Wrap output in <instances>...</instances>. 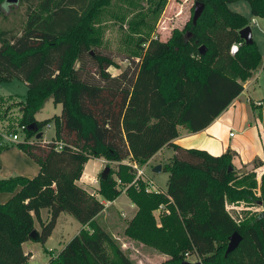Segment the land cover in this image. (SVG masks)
<instances>
[{"label":"trees","instance_id":"1","mask_svg":"<svg viewBox=\"0 0 264 264\" xmlns=\"http://www.w3.org/2000/svg\"><path fill=\"white\" fill-rule=\"evenodd\" d=\"M145 1L154 26L167 0ZM235 1H246L251 15L264 20V0H195L204 6L195 25L191 19L185 34L174 30L165 41L141 36L133 68L112 75L116 64L101 53L97 24L113 0H19L25 5L21 28H0V83L17 79L27 91L23 100L0 95V131L22 136L15 146L40 171L34 178L0 179V194H11L0 202V264H29L22 244L43 245L61 213L82 228L56 255L48 254L47 264H134L98 223L103 201L122 193L136 206L124 235L165 254L161 264H181L190 255L201 264H264V210L236 223L226 208L264 206V175L258 184L254 171L237 174L229 152L212 156L172 144L180 126L189 133L209 126L261 65L255 41L239 38L249 22L229 8ZM233 43L241 45L232 56ZM48 99L60 114L36 120ZM256 108L264 133V103ZM31 123L39 132L53 123L52 140L42 145V137L26 130ZM165 146L174 152L162 169L166 188L146 191L124 162L143 167ZM91 158L117 163L98 180L101 200L76 183ZM160 205L168 213L156 222ZM40 209L47 210L44 221ZM233 233L241 242L225 255Z\"/></svg>","mask_w":264,"mask_h":264},{"label":"rangeland","instance_id":"2","mask_svg":"<svg viewBox=\"0 0 264 264\" xmlns=\"http://www.w3.org/2000/svg\"><path fill=\"white\" fill-rule=\"evenodd\" d=\"M130 2L133 4L128 5ZM194 4L195 0H167L163 11L158 17L156 24L153 26V19L150 14L151 7L148 6L145 0H113L111 7L104 9L102 16L98 20L99 23L97 24L102 38L101 53L112 59L116 64V67L109 68V72L112 75H117L126 70L128 66L133 68V62H136L138 58V39L141 36L145 37L149 34V37L153 36L160 41H165L171 36L174 30L183 32L185 25L192 19ZM6 6L7 5H3L0 7V28H21L25 19L24 3H20L13 7ZM229 8L247 18L249 27L252 31V38L256 42L257 47L261 49L260 53L263 61L264 53L262 51L264 50V34L257 26L250 23L254 17L250 13L248 3L246 1H235L229 4ZM141 18L146 19L145 23H141L136 27L135 24L139 22ZM132 27L136 30H133ZM183 34H185V31ZM256 76L257 78H254ZM252 77L256 80L254 85L256 90L262 85V94L256 92V98L264 97V70H262V62L259 68L253 73ZM26 91V86L17 79L0 83V95L2 96L12 95L23 100ZM247 107L251 110L249 105H247ZM59 114L60 107L54 105L52 100L48 99L43 103L42 107L35 115L39 119H47ZM52 125L42 129L44 133L43 139H47L48 142L52 140L55 133L54 125ZM233 133V135H237V132L233 131ZM234 138L235 136L230 138V141ZM169 153L171 154L172 151H169L168 154ZM157 163V160L151 162L152 165ZM98 164V161H90L88 171L94 170ZM152 165L145 168L143 179L152 178L155 189H164L166 186L167 174L162 171L153 174ZM105 167H109L110 170L115 171L117 169V163L108 162L105 159L103 160V166H100V170L94 175V186L97 189L98 180ZM94 193L96 192L93 190L92 194ZM112 204L113 205L106 203V205H104L106 207L103 213L98 217V223L110 234L132 262L134 264H161L167 259V256L160 251L134 240H130L124 235L128 221L132 218L131 212L126 208L130 206L126 195L122 193ZM226 208L230 212L233 221L236 223H240L251 217L252 214L264 210V206L256 204L248 205L244 202L227 204ZM153 215L156 222H159V217L162 214L158 213L156 210L153 212ZM45 217V213H43L42 219H45ZM35 226L36 230H39L38 222H35ZM80 226V223L76 221L74 217L68 213H61L47 241L43 245L39 243H34L32 245L31 250L33 251L34 258L30 264H45L48 259V254L51 253L56 255L59 250H61L62 246L78 233ZM186 261L201 262L195 255L186 257Z\"/></svg>","mask_w":264,"mask_h":264},{"label":"crops","instance_id":"3","mask_svg":"<svg viewBox=\"0 0 264 264\" xmlns=\"http://www.w3.org/2000/svg\"><path fill=\"white\" fill-rule=\"evenodd\" d=\"M256 19L257 21H259L261 26L258 27L259 30L264 34V32L262 31V28L264 27V20H261L259 18ZM258 50L259 52H261L260 48H258ZM262 52L264 53V50ZM262 70H264V60L262 61ZM254 78H257V76ZM254 78L251 77L244 83V89L242 93L237 98H235L232 103L205 129L196 133H189L184 127H178V136L177 138L172 140V144L186 149L203 150L212 156H219L225 152H229L232 155V164L235 172H237V174H244L247 172L254 171L256 174L257 182L258 184H260L261 178L264 175V133L260 116V108H256V106L260 104L263 105L264 97L256 98L257 93L262 94V85L256 90L254 86L256 80H254ZM247 105L250 106L251 110L247 107ZM34 118L38 121L43 120L37 118L36 115L34 116ZM51 125L52 123H50L47 127H50ZM233 131L237 132V135H233ZM41 133V144L43 145L44 143H47L48 140L43 139L44 133L43 131H41ZM234 136L235 138L230 141V138ZM17 137V140L14 141L11 139V135L2 134V132L0 131V179H8L15 176L34 178L38 175L40 171V166L32 158H30L28 155H26L23 151H21L15 146V144L22 139V136L20 135H17ZM5 144L13 145L6 149H1V147ZM169 151H172V153L168 154ZM173 154L174 152L171 147L165 146L161 148L146 163V165L143 166L144 170L147 166L152 165L151 162L153 160H157V164L161 166V171L164 172L162 170L163 166H165L169 162ZM92 160L98 161L99 164L97 165V167H95L94 170L92 169V171H88L89 163ZM103 160V158L89 159L84 165L82 176L76 182L79 187H81L90 194H92V191L94 190V192H96L94 193L95 196L99 199L100 196L97 194V188H95L94 186V175L98 170H100V166H103ZM157 164L151 166L152 170ZM149 180L152 181V178H150ZM166 184L167 180L165 185ZM165 188L166 186L164 187V189ZM10 197L11 194H0V202H6ZM115 201L116 200H114L113 202L103 201V203L104 205H106V203L113 205L112 203H114ZM129 205L130 206L126 208L131 212V217H133L136 212V206L131 203ZM43 213H45V216L47 217V210L40 209L39 211L40 219L42 221L46 219V217L45 219H42ZM80 228L82 227L80 226ZM33 244L34 242L30 241L22 244V249L24 253H28L30 255L29 264L34 258L33 251L31 250ZM63 247L64 245L62 246V248ZM45 264H47V262Z\"/></svg>","mask_w":264,"mask_h":264},{"label":"water","instance_id":"4","mask_svg":"<svg viewBox=\"0 0 264 264\" xmlns=\"http://www.w3.org/2000/svg\"><path fill=\"white\" fill-rule=\"evenodd\" d=\"M5 4L7 5V7H11V6H17L19 5V0H5ZM203 4L199 3V2H195L194 4V10H193V16H192V23L193 25L196 24L198 18L200 17L202 11H203ZM239 38L246 44V45H250L253 43V38H252V31L250 29L249 26L241 29L239 31ZM205 52V49L203 46L199 47V54L203 55ZM27 131H33L36 136L35 139H39L42 137V133L38 131L37 127L35 126L34 123L29 124L26 127ZM109 167H105L102 174H101V178H104L108 173H109ZM232 168H229V171H231ZM161 171V166L160 165H156L152 172L153 173H159ZM35 232H32V235H34ZM241 242V236L238 233H233L232 235L229 236L228 238V244H227V248L225 251V255H228L229 253H231ZM181 264H201V262L197 261V262H189V261H183Z\"/></svg>","mask_w":264,"mask_h":264},{"label":"built area","instance_id":"5","mask_svg":"<svg viewBox=\"0 0 264 264\" xmlns=\"http://www.w3.org/2000/svg\"><path fill=\"white\" fill-rule=\"evenodd\" d=\"M250 23L254 26L261 27L259 21H257L256 18H253ZM262 31L264 32V27L262 28ZM240 45H241L240 43H233L229 49L230 55H232V56L235 55V53L238 51V48ZM17 138H18L17 135H11L12 140L16 141ZM124 164L131 166L135 170L136 179H141L147 184L146 191H157L158 190L157 188L156 189L154 188V184L151 180L143 179V176H144V168L143 167L139 168V166L135 162L125 161ZM157 211L160 214L168 213V211L166 210V208L163 205H160L159 208L157 209Z\"/></svg>","mask_w":264,"mask_h":264}]
</instances>
